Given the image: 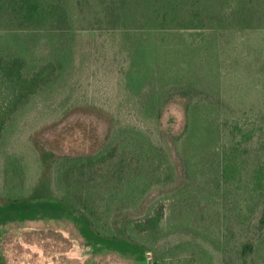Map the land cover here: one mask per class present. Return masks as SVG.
I'll use <instances>...</instances> for the list:
<instances>
[{"label":"rangeland","instance_id":"374dc122","mask_svg":"<svg viewBox=\"0 0 264 264\" xmlns=\"http://www.w3.org/2000/svg\"><path fill=\"white\" fill-rule=\"evenodd\" d=\"M183 1L44 0L47 7L63 6L64 22L53 17L39 32L0 23V56H23L29 74L56 64L54 81L32 95L3 131L0 197L5 186L37 182L43 171L38 151L57 160L93 154L113 127L107 149L115 144L118 151L109 166L96 161L109 173L97 175L87 191L97 213L111 211L103 221L119 226L127 218L144 220L162 206L160 232L144 237L160 264H264V227H258L264 27L241 29L217 19L215 33L181 32V4L188 8L195 0ZM251 2L264 9V0ZM161 74L165 79H158ZM171 84H195L214 96L197 98L207 107L192 113L190 131L177 139L178 158L169 142L184 129V99L168 103L161 131L152 114ZM230 119L237 130L222 128ZM254 237L260 246L246 258L241 248ZM0 258L7 264H141L128 251L94 250L68 217L0 223Z\"/></svg>","mask_w":264,"mask_h":264},{"label":"trees","instance_id":"16d2710c","mask_svg":"<svg viewBox=\"0 0 264 264\" xmlns=\"http://www.w3.org/2000/svg\"><path fill=\"white\" fill-rule=\"evenodd\" d=\"M247 1L195 0L193 5L188 8H184L185 6L181 4V32L194 30L202 33H215L217 28H221L215 25L214 21L217 19L224 26L236 22L237 27L241 29L248 27V25L258 28L264 27V9L259 8L258 4L255 3L256 1L251 3H247ZM44 4V0H0V23H4V27L7 24L11 25V29L17 31L30 29L37 31L38 29H45L42 26L45 27V24L53 17H56L60 23L65 21L62 5L54 2L47 7ZM184 21L185 23H183ZM2 25L0 24V28ZM140 30L144 31V28ZM28 48H30L29 45ZM33 50L31 48L28 52L32 53ZM22 57L5 58L0 56V139L7 123L19 108L55 78L53 77L56 71L55 62L41 64L37 66L36 71L29 74L26 60L24 61ZM164 77L165 75L161 74L158 79H165ZM163 89L168 93V96L163 95V93L162 97L165 96L163 101L154 102L153 111L151 110L152 114L155 115L154 124H157L160 131L162 130L160 119L163 112L168 108V103L175 97H181L185 102L184 129L174 140L169 142L173 154L178 158L177 139L184 138L190 131L192 120H194L192 113L200 107H207L206 104L199 105L197 98L202 95L203 99L212 101L214 96L208 92H204L205 95H203L205 88L203 87L201 90L195 84L182 85L180 88L172 87L171 84L169 89ZM211 101L209 102L211 103ZM76 107L79 105L74 106L73 110ZM237 123L236 120L230 119L225 120L221 126L234 131L239 127ZM112 136L113 127L110 128L106 144L97 152L86 156L65 157L60 161L49 153L38 151V156L43 165L42 174L37 182L29 188L14 190L9 189L8 186L3 188L0 197V223H6L8 220L72 218L77 222L86 244L94 250L128 251L135 254L141 264H160L157 254L152 247H149L150 245L146 244L144 237L155 238L160 232L164 217L162 206L156 208L147 219L134 221L127 218L119 226H114L112 221H103L102 219L106 215L109 217L111 211L110 213L107 210L97 213L92 201H90L87 191L92 180L94 181L97 175L104 177L109 173V171L105 172V167L96 161L100 160L104 162V165L109 166L110 161L114 159L115 151H118V146L115 144L107 149ZM176 156L174 157L175 165ZM55 164L57 167L55 176H53ZM178 168H180L179 173L182 174L180 164ZM228 170L230 171L226 165L225 171ZM258 227L260 229L264 227V204ZM260 243L261 240L256 243L255 237L248 239L241 248L242 254L248 257L256 253ZM0 264L7 263L0 258Z\"/></svg>","mask_w":264,"mask_h":264}]
</instances>
